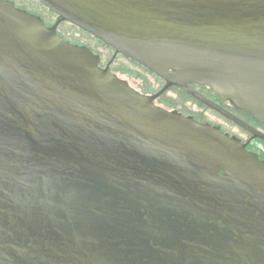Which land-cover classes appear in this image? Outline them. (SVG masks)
Returning <instances> with one entry per match:
<instances>
[{
    "label": "water",
    "instance_id": "1",
    "mask_svg": "<svg viewBox=\"0 0 264 264\" xmlns=\"http://www.w3.org/2000/svg\"><path fill=\"white\" fill-rule=\"evenodd\" d=\"M40 1L166 84L0 0V264H264V161L153 104L177 85L252 129L198 82L264 123V0Z\"/></svg>",
    "mask_w": 264,
    "mask_h": 264
},
{
    "label": "flooded vegetation",
    "instance_id": "2",
    "mask_svg": "<svg viewBox=\"0 0 264 264\" xmlns=\"http://www.w3.org/2000/svg\"><path fill=\"white\" fill-rule=\"evenodd\" d=\"M14 4L17 9L26 11L29 14L42 19L47 27L56 25L59 17L58 13L51 10L47 5L40 0H8ZM56 32L59 36L66 41L87 47L94 55L98 57V65L102 69L109 70L114 73L118 78L126 81L128 85L134 90L143 95H154L163 88L166 80L155 72L150 71L146 66L131 57H126L122 53H115L113 47L106 42L96 37L93 33L81 28L80 26L72 23L71 21L64 20L56 25ZM106 49L112 53L109 60L106 61ZM113 51V52H112ZM122 58L130 64L136 65L141 72L146 76V79L140 78L136 75V83L130 81L126 77V72L123 69L114 67V59ZM189 85L198 93L220 106L228 113L234 115L242 120L246 125L252 129L238 123L224 112L218 110L216 107L208 105L198 97L192 95L180 86L172 85L166 89L162 94L154 98L153 104L168 111H178L184 116H192L200 123H208L212 126L219 127L224 133L238 138L249 152L255 153L264 161V123L254 118L251 114L235 106L234 102L229 98H223L218 94L210 85L201 84L198 82H190ZM157 88V89H156ZM176 90L179 98L183 96L186 99L181 103V107H169L162 101L165 94L171 90ZM170 103L175 102V98H170ZM191 100V102H190ZM190 104H187V103ZM194 103L193 105L191 103ZM191 105V106H189ZM258 136H255V134Z\"/></svg>",
    "mask_w": 264,
    "mask_h": 264
}]
</instances>
